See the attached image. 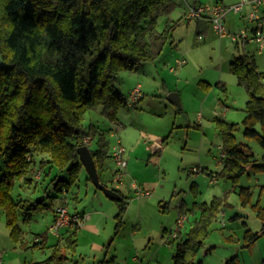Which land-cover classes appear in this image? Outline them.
<instances>
[{
	"label": "trees",
	"instance_id": "obj_1",
	"mask_svg": "<svg viewBox=\"0 0 264 264\" xmlns=\"http://www.w3.org/2000/svg\"><path fill=\"white\" fill-rule=\"evenodd\" d=\"M172 7L171 0H0V211L15 243L23 238L22 224H29L35 212L48 205L45 196L31 201L13 195L16 181L33 167L47 176L55 169L66 173L65 178L56 174L50 179L52 197L57 198L80 179L84 165L78 147L97 138L92 153L99 174L106 170L109 143L94 122L86 123L87 113L97 110L116 120L121 108H129L128 96L117 86L118 74L154 61L174 41L181 18L160 24ZM230 68L249 99L242 123L217 119L223 138V164L217 175L230 181L243 206L252 207L264 233V205L260 199L253 201L251 186L240 185L249 170L264 173V72L247 53L239 54ZM242 126L246 140L262 148V160L249 142L238 141L236 132ZM103 183L120 192L113 179ZM115 200L119 228L127 200ZM196 205L200 213L177 242L174 264L195 260L222 208L232 204L222 195ZM260 236V231L247 228L246 246ZM42 243L35 239V246ZM227 264L242 262L235 255Z\"/></svg>",
	"mask_w": 264,
	"mask_h": 264
},
{
	"label": "rangeland",
	"instance_id": "obj_2",
	"mask_svg": "<svg viewBox=\"0 0 264 264\" xmlns=\"http://www.w3.org/2000/svg\"><path fill=\"white\" fill-rule=\"evenodd\" d=\"M174 2H176L175 7L167 15L173 20L181 18L174 31V41L168 42L154 61L136 65L135 71L122 70L117 77V86L128 98L130 92L142 83L143 85L139 87L144 94L143 99L136 104L129 101V108L123 107L119 110V114L124 119H122L123 125H119L118 128L112 124V120L102 116V112L99 113L97 110H90L87 113L86 123L94 122L100 130L107 131L106 137L110 146L116 145L120 137L123 145L130 149L127 159L128 161L132 159L134 172L131 173V170L127 169L130 175L125 176L124 184L134 178L142 188H145L146 181L154 180L159 184L150 196L141 197L126 186L122 188L130 201L129 215L126 216L127 224L124 228L125 236L129 237L134 229L140 231L141 236L145 233L150 236V241L147 240L146 245L141 247L142 260L148 262L153 258L150 264H174L172 256L177 242L185 236L190 226V222H186L187 226L182 228L180 236L176 238L172 236L181 210L187 211L186 214L194 219L195 216L191 215L187 207L199 209L194 202L201 203L210 201L215 196L226 195V200L232 204L231 207L222 208L211 227L210 236L197 253L195 260L189 264H227V260L235 255H239L242 264H263L262 221L250 205L241 204L238 192L233 189L230 181L217 175L222 168L220 144L223 138L215 118L242 123L246 101L249 99L246 87L239 83L238 77L230 69V63L239 55L234 57V52L238 51L235 43L227 37L221 39L212 29L204 39L199 40L192 36L191 29L194 23L189 24L182 19L186 3L183 0H174ZM165 17L163 15L160 18L162 26L168 19ZM225 26L229 32L237 36L242 34V29V31H231L232 29L227 26L226 18ZM188 31L190 38L186 37ZM220 45L223 46V52ZM251 47L256 50L259 70L264 72V51L258 53L259 47H256V44ZM183 57L187 58L188 65L177 66V60ZM170 67L177 68V71H170ZM202 80L211 82L213 84L211 89H204ZM172 92L180 94L184 112L178 113L176 105L169 100V94ZM113 127L111 131L114 130V137L110 136L107 130ZM243 130L242 126L236 132L238 141L249 142L257 158L262 160V148L256 141H247ZM166 137L168 142H163ZM93 140L91 150L97 147L98 139ZM138 143L139 149L134 152ZM199 166L208 169L206 172H198ZM56 174L59 178L67 177L66 173L55 169L52 175L56 176ZM27 175L31 176L30 173ZM87 176V170L84 168L78 183L66 195L68 197H59V200L43 193L42 188L37 184L42 178L38 182L35 179L32 182L28 181V178L25 179L26 188L35 193L29 199L35 201L43 193L45 203L48 205L35 212L30 224H23L24 244L15 243L11 238L10 229L6 225L5 212L0 211V251L3 252V264L49 262L53 255V244L57 241L49 230L53 223V209L58 205L66 203L70 213L77 207L81 211L106 209L107 202L101 205L96 193L102 199L114 203L104 192L97 191L95 184L87 179ZM212 179H216V182H212ZM196 180L199 183V186L197 184L199 191H192L191 184ZM18 181L13 189V195L16 197H19L21 189L27 191L26 188L19 186ZM240 185L251 186L254 193L253 201L260 199L261 204L264 205V173L255 174L249 170L241 178ZM50 192L48 194L52 195L53 192ZM76 194L79 196L78 200L74 198ZM181 204L184 205V209H180ZM165 228L168 231H164ZM247 228L261 233L257 242L251 247H247L244 241ZM44 231L50 232V243L38 248L34 245L35 235ZM173 240L174 243H170ZM62 247L69 256V259L62 264H76L77 259L72 257L68 248ZM80 264L93 263L80 260Z\"/></svg>",
	"mask_w": 264,
	"mask_h": 264
},
{
	"label": "crops",
	"instance_id": "obj_3",
	"mask_svg": "<svg viewBox=\"0 0 264 264\" xmlns=\"http://www.w3.org/2000/svg\"><path fill=\"white\" fill-rule=\"evenodd\" d=\"M171 1L173 3V7H172V9H173L176 5V2H174V0H171ZM183 1L186 3V6H185V10L183 11V14H182V15H184V18H182V19H184L189 24L194 23V26L191 29L192 30L191 34H192V36H195L199 40L204 39V37L208 36L210 29H212L213 31H214V29L212 27L211 22L209 20H206V19H195L192 21H188L186 19L185 14L188 10L189 5L195 4V3H208V2L212 3V4H215V3H221L222 4L223 3L224 5H226L228 7V11L225 15L227 26L230 29H232L231 31H238V30L242 29V30H245L247 32V34H246L247 36H242V34H240L237 37V39H233L231 36H225V37L229 38L233 43H235V48L238 52L237 53L234 52V57H236L238 54H241V53H247V54H249L255 58L256 63L258 65V61H257L256 55H255L256 50H254L251 47L254 44H256V47H258L257 46L258 44H257L256 40L254 39L256 21L250 18V13L253 10V6L251 3L243 2V0H183ZM235 4H241L240 8L234 9L233 6ZM172 9H171V11H172ZM263 9H264V7L262 8V10ZM170 12H168L167 14L164 15V16H166L165 17L166 19L169 18V16H167V15H169ZM228 17H229V20H227ZM195 30H196V33H195ZM186 37L190 38V31L187 32ZM223 38L224 37H221V39H223ZM222 43L223 42L221 41V45H222ZM205 44H207V41L205 42ZM221 51L223 52V46H221ZM262 51H264V50L258 49V53L261 54ZM177 63H178L177 66L179 64L180 65H188L187 58H185V57L178 59ZM258 67H259V65H258ZM176 69L177 68L170 67V71H172V72L177 71ZM135 70H136V67L134 69H132V71H135ZM202 82H203L202 87L204 89H207V90L211 89V87L213 85L211 82H209L207 80H202ZM139 85L141 87V85H143V84L139 83L138 86ZM143 97H144V94L141 97V99H143ZM174 99H178L182 105L180 94L176 93V92L170 93L169 94V100L176 105V109H177L178 113L184 112L183 105L180 107L175 102ZM247 101H248V99H247ZM98 112L100 113L101 111H98ZM102 116H104V115L102 114ZM245 116H246V111H245ZM122 119H124V118L118 112V117L116 120H112V124L116 128H118L119 125H123ZM215 119H216V124H217V119H219V118H215ZM229 122H233V121H229ZM112 129H114V127L109 128L107 130L109 131L110 136L114 137L115 133H114V130L111 131ZM101 133L104 134L105 137H106V135H108L107 131L105 132L102 130ZM168 137H166L162 141L168 142ZM106 139H107V137H106ZM93 141H94L93 139L89 141V143H88L89 147L91 146V143ZM108 143H109V141H108ZM222 143H223V141H222ZM110 145L111 144L109 143L110 149L108 151V154L111 152V150L113 148ZM139 145L140 144L138 143V145H137L138 147L135 148L134 152H136L137 149H139ZM220 148L222 150V144H220ZM129 150L130 149H128L126 147V153H125L126 158H127ZM107 163H108L107 164L108 166H107L106 170L100 174V178L102 179L101 180L102 182L103 181L110 182L113 179V172H114L115 166H114V161H113L112 157L108 156ZM220 163H221V165L223 164L222 154H221V158H220ZM36 168L39 169V164H36ZM133 168H134V164L132 162V159H129L128 165L125 169V176L130 175L127 172V169L128 170L130 169L131 173H133L134 172ZM33 169H34V167H33ZM33 169L30 171L31 176H29V177L38 181L39 179H37L35 176L36 169L34 171H33ZM47 169H48V166L46 168H44V172ZM206 169H208V167H204V166L200 167L199 166L197 171L198 172H206ZM52 173H53V170L50 171V174L48 176L43 175V173H42L43 177L41 176V178H42V179L40 178L41 181H39V183H37L39 185V187L42 188L43 193L47 194L51 198H53L52 195H54V194L50 195V194H48V192H50V189H51V187H50L51 185L49 183H50V179L53 177ZM87 175H88L87 179H89L88 178L89 177L88 172H87ZM125 176H124V178H125ZM26 178H28L27 174L21 180L18 181L19 186L21 188H24V189L26 188V185L24 183ZM197 184L199 186V183L197 182V180L191 184L192 191H196V190L199 191V189H197ZM158 185L159 184L157 183V181H154V180L153 181H146V183L144 184L145 188H142L141 185H139L138 181L135 178L127 184H124V180H123V182L120 184L118 189L120 190L119 193L122 195V197L124 196L127 200V208H126V212H125V215L123 218V222L121 223L119 228H117L118 227L117 214L119 213L120 208H119V204L115 200L116 198L112 199L106 195L109 199L113 200V202H114V203H110L109 201H106L105 199H102L101 197H99L98 193H96V195L100 199L101 205H104L107 202L108 207L106 209L100 208V209H94V210H90V211H87L86 209H84L83 211H81L77 207L76 210H74L72 212V214H78V215H82V216L88 215V217L85 219V221L82 225L74 223L71 225H65V226L61 227L59 233H53V232L50 233L51 231L49 230L50 232L44 231L43 233L36 234L35 239H36V237H39L40 239L43 240V243L41 245L36 246L38 248L45 247L48 243H50L49 242L50 241L49 233L54 235L57 238V241L54 242V244H53V246H54L53 247V255L50 257L49 262L45 261V264L56 263V262H57L56 264H62L63 263V262L60 263L62 260L61 258L63 257V255L65 256L67 254L63 251L62 246L67 247L69 253H72V257L77 259L76 264H80V260H83L84 262H86L88 260V261L92 262L93 264H150V263H152L153 258L152 259L150 258L148 262H145V260H142L141 256H140L142 253L141 247L146 245L145 243L147 242V240H148V242L150 241L149 234L145 233L141 236V232L137 231L136 229H134V231H132L131 234L128 235L129 237H126L124 234V228H125V225L127 224L126 223V216L129 215L128 214V208H129L130 201H129V197L125 195L122 188H123V186L124 187L126 186L127 188H130L131 190H133L137 194V196L141 197V196H150L152 194V192L158 188ZM138 188H141L142 192H139ZM22 190L23 189H21V191L18 194L19 197H21V198L29 199V198H31V196L35 195V193H32L30 189H27L26 192H24ZM97 191H99V190H97ZM69 192L63 191V193H61V196H59V197H62V198L68 197L66 195H68ZM43 193L40 194L41 196L39 198L44 196ZM25 195H26V197H25ZM59 197H57L56 199L59 200ZM78 197L79 196L76 194L74 197L75 200H78ZM210 201H206V202H210ZM196 203H198V202H194V204H196ZM100 207H102V206H100ZM182 208L183 209L185 208L183 204L180 205V209H182ZM187 209H190V211L192 213L191 215H194L195 218L200 213V210L195 209V207H192V208L187 207ZM55 211H56V208L53 209L52 221H54V218H55ZM182 211L183 210H181V212ZM195 218L192 219V216L189 217V215H187L186 222H190L189 225H191L195 221ZM186 222H185V226L183 228H186V226H187ZM22 227H23V224H22ZM164 231H168V229L165 228ZM24 233H25V229H24ZM35 239H34V245H35ZM70 241L73 243H71ZM21 242H23V244H24V241L21 240ZM170 243H174V240L171 241ZM54 253H56L58 255L56 256V255H54ZM172 258H173V256H172ZM68 259H69V256H68ZM68 259H65V260H68ZM31 264H40V263L32 262Z\"/></svg>",
	"mask_w": 264,
	"mask_h": 264
},
{
	"label": "built area",
	"instance_id": "obj_4",
	"mask_svg": "<svg viewBox=\"0 0 264 264\" xmlns=\"http://www.w3.org/2000/svg\"><path fill=\"white\" fill-rule=\"evenodd\" d=\"M243 2H249L253 6V10L250 13V18L256 21L254 39L256 40L260 50H264V17L262 14V8L264 7V0H243ZM241 4H235L234 9H239ZM228 11V7L221 3H195L191 4L188 7V10L185 14L188 21L195 19H206L209 20L212 24L214 31L221 37L231 36L233 39H237V35L229 32L225 26V15ZM245 30L242 31V35L245 34ZM264 82V77H263ZM143 92L140 87L134 88L129 94V101L132 104H136L141 97ZM119 138V137H118ZM89 140V137L86 138ZM126 147L123 145L121 139H118L116 145L113 146L110 155L114 161L115 169L113 175V185L118 188L124 180L125 169L128 165V160L125 156ZM196 168L194 167L193 170ZM35 176L37 179H40L42 176L41 170H36ZM216 182V179H212V182ZM139 192H142L141 188H138ZM148 193V192H147ZM88 215H78L72 214L69 211L68 205L62 203L56 207L55 219L50 227V231L54 233H59L60 228L65 225H71L77 223L82 225ZM187 216L185 213H180L177 223L176 230L172 231V236L176 238L179 235L180 230L185 226ZM37 241L41 240L36 238ZM3 252L0 251V264H3ZM264 264V263H263Z\"/></svg>",
	"mask_w": 264,
	"mask_h": 264
},
{
	"label": "water",
	"instance_id": "obj_5",
	"mask_svg": "<svg viewBox=\"0 0 264 264\" xmlns=\"http://www.w3.org/2000/svg\"><path fill=\"white\" fill-rule=\"evenodd\" d=\"M175 102L181 107V102L178 99H174ZM80 159L86 168L87 172L89 173L93 183L101 189L108 197L115 199V198H122V195L115 190L113 187H110L104 184L101 181L100 174L98 171V167L92 153L91 148L87 143L81 145L77 149Z\"/></svg>",
	"mask_w": 264,
	"mask_h": 264
}]
</instances>
